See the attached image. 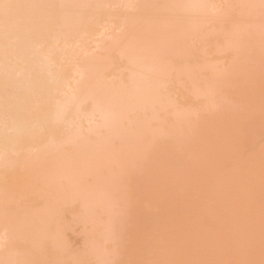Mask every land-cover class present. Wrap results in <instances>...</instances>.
<instances>
[{"label":"bare ground","instance_id":"bare-ground-1","mask_svg":"<svg viewBox=\"0 0 264 264\" xmlns=\"http://www.w3.org/2000/svg\"><path fill=\"white\" fill-rule=\"evenodd\" d=\"M0 264H264V0H0Z\"/></svg>","mask_w":264,"mask_h":264}]
</instances>
